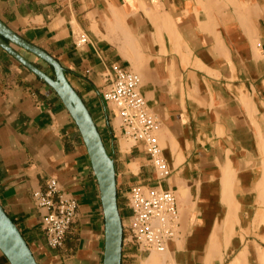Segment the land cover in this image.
<instances>
[{"label": "crops", "instance_id": "obj_1", "mask_svg": "<svg viewBox=\"0 0 264 264\" xmlns=\"http://www.w3.org/2000/svg\"><path fill=\"white\" fill-rule=\"evenodd\" d=\"M0 21L56 59L88 107L114 160L123 224L132 187L176 195L166 250L143 251L124 233L122 264H264V0H0ZM81 36L88 43L77 46ZM114 66L140 78L166 179L102 99ZM52 178L78 202L56 249L33 197ZM0 204L39 264H103V204L79 128L56 91L1 47Z\"/></svg>", "mask_w": 264, "mask_h": 264}, {"label": "built area", "instance_id": "obj_2", "mask_svg": "<svg viewBox=\"0 0 264 264\" xmlns=\"http://www.w3.org/2000/svg\"><path fill=\"white\" fill-rule=\"evenodd\" d=\"M86 43L87 37L81 36L76 45ZM139 84L140 78L135 72L114 66L112 79L102 93V99L119 117L123 136L143 148L156 173V180L160 181L168 178L171 171L164 161L157 138L160 123L148 111ZM33 197L45 210L42 225L48 246L54 249L62 247L77 216L78 202L60 194L58 181L53 178L45 191H35ZM127 203L131 221L129 225L123 224V232L129 234L143 251H165L168 242L176 236V195L157 186L136 185L131 188Z\"/></svg>", "mask_w": 264, "mask_h": 264}, {"label": "water", "instance_id": "obj_3", "mask_svg": "<svg viewBox=\"0 0 264 264\" xmlns=\"http://www.w3.org/2000/svg\"><path fill=\"white\" fill-rule=\"evenodd\" d=\"M10 42V44L8 42ZM12 45L23 48L53 67L52 78L22 56ZM0 47L51 86L77 124L98 180L105 217L103 264H122L123 223L118 205L116 170L98 127L81 96L66 78L60 63L40 48L28 43L0 21ZM0 252L11 264H39L16 223L0 204Z\"/></svg>", "mask_w": 264, "mask_h": 264}, {"label": "bare ground", "instance_id": "obj_4", "mask_svg": "<svg viewBox=\"0 0 264 264\" xmlns=\"http://www.w3.org/2000/svg\"><path fill=\"white\" fill-rule=\"evenodd\" d=\"M2 255H3V254H2ZM2 259H3V261H2L1 263H3V264H11V263L9 262V260H8L4 255H3V258H2ZM2 259H1V260H2ZM1 260H0V261H1Z\"/></svg>", "mask_w": 264, "mask_h": 264}, {"label": "rangeland", "instance_id": "obj_5", "mask_svg": "<svg viewBox=\"0 0 264 264\" xmlns=\"http://www.w3.org/2000/svg\"><path fill=\"white\" fill-rule=\"evenodd\" d=\"M2 253L0 252V255H1Z\"/></svg>", "mask_w": 264, "mask_h": 264}]
</instances>
